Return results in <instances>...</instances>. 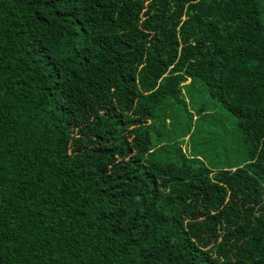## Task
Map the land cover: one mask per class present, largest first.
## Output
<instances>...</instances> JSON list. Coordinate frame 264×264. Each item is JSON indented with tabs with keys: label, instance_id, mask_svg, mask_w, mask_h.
Masks as SVG:
<instances>
[{
	"label": "trees",
	"instance_id": "trees-1",
	"mask_svg": "<svg viewBox=\"0 0 264 264\" xmlns=\"http://www.w3.org/2000/svg\"><path fill=\"white\" fill-rule=\"evenodd\" d=\"M263 11L0 0V264H264ZM196 81L236 119L234 165L153 140Z\"/></svg>",
	"mask_w": 264,
	"mask_h": 264
},
{
	"label": "rangeland",
	"instance_id": "rangeland-1",
	"mask_svg": "<svg viewBox=\"0 0 264 264\" xmlns=\"http://www.w3.org/2000/svg\"><path fill=\"white\" fill-rule=\"evenodd\" d=\"M262 5L264 6V0ZM185 92L187 95L184 99L190 115L186 113L184 106H178L175 110L177 121L157 126L156 131L153 128V140L158 133L166 140L173 134L175 143L181 144L184 149L188 148V152L199 155L207 166L218 169L234 165L237 157L244 153L241 136L236 133V119L209 98L201 82L196 81L192 87H187ZM200 109L204 110V114H198ZM196 116L199 117L197 122L194 120ZM189 126L195 128L193 138H180V132ZM166 149L174 151L175 146L171 144Z\"/></svg>",
	"mask_w": 264,
	"mask_h": 264
}]
</instances>
